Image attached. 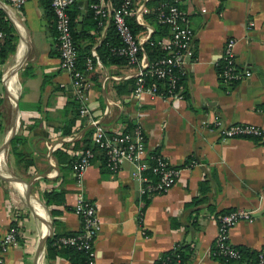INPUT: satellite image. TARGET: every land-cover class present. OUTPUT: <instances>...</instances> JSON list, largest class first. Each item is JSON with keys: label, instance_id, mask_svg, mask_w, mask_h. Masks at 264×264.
<instances>
[{"label": "crops", "instance_id": "crops-1", "mask_svg": "<svg viewBox=\"0 0 264 264\" xmlns=\"http://www.w3.org/2000/svg\"><path fill=\"white\" fill-rule=\"evenodd\" d=\"M147 1L133 0L145 21L137 33L143 42L147 27L155 29V22L144 18ZM175 1L194 33L193 57L184 66L189 98L176 102L144 93L134 99V69L101 62L92 70L99 75L89 77L86 94L91 116L107 132L136 125L148 151L158 150L171 166L193 160L167 192L149 196L144 211L143 184L133 175L131 161L121 160L112 171L95 157L80 177L69 163L84 149L92 125L80 114L73 119L68 106L72 82L60 68L50 30L53 26L56 34L54 17L49 20L43 0H30L20 12L0 2L16 45L20 41L16 62H0V237L10 226L17 230V244L0 253L2 264H32L45 228L36 198L51 215L52 234H62L82 228L73 210L80 196L96 207L95 264H154L180 241L191 243L188 264H222L210 249L219 213L229 209L250 213L230 228V243L264 257V139H223L219 129L232 123L264 128V0ZM76 3L85 12V1ZM107 27L96 33V44ZM228 39L236 42V64L251 74L226 91L216 66ZM72 119L71 132L63 134ZM15 136L20 156L11 146ZM52 191L63 193L62 204H46L45 194ZM52 209L58 212L51 214ZM39 264L70 262L46 257L44 248Z\"/></svg>", "mask_w": 264, "mask_h": 264}, {"label": "built area", "instance_id": "built-area-1", "mask_svg": "<svg viewBox=\"0 0 264 264\" xmlns=\"http://www.w3.org/2000/svg\"><path fill=\"white\" fill-rule=\"evenodd\" d=\"M30 0H0V2L20 12L21 8ZM76 1L89 0H49L50 7L54 16V24L56 30V40L59 47L60 68L68 72L73 93L79 103V114L88 117L89 122L94 127L93 143L99 148L105 150L107 155L106 166L112 171H116L120 161L123 159L131 161L135 170L133 175L143 184L141 191L143 193H165L175 183L177 177L181 173L182 168L171 166L168 161L159 153L155 155L152 171L159 175L157 183H150L149 178L144 174L149 168L148 151L144 137L139 127L133 131L117 132L108 136L105 127L95 118L92 117L86 104V94L91 86L88 73L94 70L96 66H100L94 48L92 49L93 57L87 58L85 67L80 70L76 66L77 52L71 34V22L68 15V7ZM90 7L95 13L100 15L102 25L112 24L116 33L122 41V46L118 49V53L127 57L128 66L134 69L131 76L135 79V88L132 97L140 99L144 93H149L162 98H170L173 101L180 102L183 97L180 91H174L177 78L173 69L176 68L181 74H184V66L186 59L191 60L193 57V30L188 25L185 12L174 4L163 3L157 8L156 21L169 26L170 34L158 40L157 44L162 50L166 51L164 57L149 62L145 53L139 54L143 50V41L137 34L133 33L126 21V14L133 8V0H91ZM135 19L139 24L145 21L141 13L135 12ZM152 32L151 27H147L145 31V41ZM5 33L1 27L0 16V49L3 44ZM144 41V42H145ZM235 41L228 39L222 48L220 59L224 61V68L220 77L224 81H241L250 76L249 70H243L237 67L235 59ZM95 47V46H94ZM149 68V69H148ZM151 75H155L158 79L167 78L169 80L168 95L163 96L157 92L155 85L145 86L143 83V75L145 70ZM220 125V122H216ZM220 135L223 139L233 138H254L264 139V128L249 123H232L222 126ZM77 159L74 161L73 170L80 177L90 165L93 158L91 149L79 151ZM193 163V162H192ZM193 166V164H192ZM191 167V166H189ZM185 166L183 168H189ZM75 213L82 219L83 233L77 236L60 237L57 242L67 246L76 248H84L88 252V264H95L93 240L99 231V222L96 216V207L94 203L87 201L80 196L75 203ZM250 213L243 209L233 210L224 214L219 218L217 223V233L214 239V248L218 254L227 255L231 258L238 259L239 253L232 247L228 240L230 228L240 219L249 218ZM17 244V230L10 226L5 234L0 237V253H3L11 246ZM168 260V259H167ZM162 261L167 264L165 259L157 257L154 264ZM3 263L2 255H0V264ZM264 264L262 253L259 254V263Z\"/></svg>", "mask_w": 264, "mask_h": 264}, {"label": "trees", "instance_id": "trees-1", "mask_svg": "<svg viewBox=\"0 0 264 264\" xmlns=\"http://www.w3.org/2000/svg\"><path fill=\"white\" fill-rule=\"evenodd\" d=\"M91 0L88 1V6L84 12V16L81 22V29H77L78 25V19L81 15L82 8L77 5L76 2L72 3L68 7V15L70 17L71 22V34L72 38L76 47L77 52V62L76 66L78 69L82 70L85 67V61L89 57H93L91 52L94 48L98 60L102 63L103 66L108 65H126L127 63V57L125 55L119 54L118 49L122 46V41L118 34L116 33L114 27L112 24H108V27L106 28V32L100 42L96 44V41L94 39L96 33L100 32L103 28L102 25V19L100 15L95 13V10L90 7ZM174 4L177 6V2L175 0H148L146 6L149 7V11L144 15V18L153 20L155 22V29L151 32L149 38L147 41L143 42V50L140 51V55L142 53H145L148 61L153 62L155 60H158L165 56L166 51L162 50L160 46L157 44L158 40L163 38L164 36H167L170 34V29L168 25L158 23L156 21V12L157 8L163 4ZM43 6L46 10V13L49 17V20H53V12L49 4V0H43ZM0 16H1V27L5 33V36L3 38V44L0 49V62L4 63L7 58L13 54L16 51V40L17 37L15 35V31L12 25L8 23V20L5 18L6 16L3 14V12L0 10ZM126 21L128 25L130 26L133 33L137 34L139 31L144 30V27L140 25L136 19H135V11L133 8H130L128 13L125 15ZM53 24V21H52ZM51 35L54 36V42L56 45V48L59 53V47L58 43L55 39L56 34L53 31V26H50ZM90 30L93 31V33H89ZM95 46V47H94ZM56 50V52H57ZM54 53V52H53ZM96 58L93 57V61H95ZM238 67V65H237ZM224 68V61L220 59L217 63L216 70L219 76L220 83L224 86V89L226 91L230 90L233 86H235L240 81H224L220 74H222ZM149 69V68H148ZM148 69L145 70V74L143 75V83L145 86H152L155 85L157 87V92L160 93L163 96L168 95L169 90V80L167 78L164 79H158L155 75H151L148 72ZM174 75L177 78V82L175 85L174 91H180L182 97L184 99L189 98V94L185 85V75L181 74L176 68L173 69ZM99 74H93L92 71L88 73L89 77H92L93 79L97 78ZM131 81H135L132 79ZM135 83V82H133ZM132 83V86L135 88V85ZM128 85L125 83L123 85V90L125 92H128ZM119 92V91H118ZM68 106L73 112V119L75 120L76 117L79 115V103L75 95L71 96L68 101ZM70 121V126H67V129H64L63 134L70 133V127L74 123V120ZM136 128V125H129L127 127V131L131 132ZM93 131L94 127L92 126L90 130L87 131L85 135L89 136V139L84 141V149H91L93 151V158L90 160V163L93 161L95 157H98L103 163V165H106L107 161V155L105 153V150L102 148H99L97 145L93 143ZM107 135H113L112 133L107 132ZM143 135V134H142ZM91 136V139H90ZM20 141V138L18 136H15L11 140V146L12 149H14V152L16 155L18 154L20 156V153L17 151L16 144ZM91 141V143H90ZM83 149V150H84ZM159 154L158 150H152L149 153L148 162H149V168H147L144 172V174L149 178L150 183L154 184L157 183L159 180V175L157 173H154L152 171V167L155 163L154 156ZM78 155H75L73 158L69 159V163L71 164V167L73 168L74 161L77 159ZM193 160L191 158H188L180 168H183L185 166H192ZM107 167V166H106ZM175 167V166H173ZM177 168V167H175ZM156 194L153 192L145 193L143 197V205H142V211H144L145 205L148 203L149 196ZM45 201L46 204H62L63 203V193L58 191H52L45 194ZM90 202V201H89ZM74 210V209H73ZM234 209H229L225 211H221L219 213L217 223L219 221V218L223 216L226 213H229L230 211H233ZM58 211L55 209L51 210V214H56ZM81 221V227H82V219L79 217ZM83 233V229L75 232V231H66L62 234H52L46 241L45 244V255L48 258H55V257H64L69 260L70 264H88L89 256L88 252L84 248H76L72 246H67L62 243L57 242V240L60 237H67V236H77L79 234ZM234 249H236L239 253V258L234 259L227 255L218 254L215 251L214 244H212V247L210 249L211 256L220 261L222 264H232L234 262H246V263H252V264H258L259 263V254L260 251H255L250 248L244 247V246H236L232 245ZM191 252V243L186 241H180L178 242L172 249L166 250L163 253L160 254L161 260L165 259L167 261V264H188V260L190 257ZM168 259V260H167ZM157 264H162V261H160Z\"/></svg>", "mask_w": 264, "mask_h": 264}, {"label": "water", "instance_id": "water-1", "mask_svg": "<svg viewBox=\"0 0 264 264\" xmlns=\"http://www.w3.org/2000/svg\"><path fill=\"white\" fill-rule=\"evenodd\" d=\"M87 6H88V1H85L84 8H87ZM83 16H84V10L81 11V15L78 19L77 29H81V22H82ZM49 34L50 33L47 31V35H49ZM24 60L25 59H24V54H23V59L21 61V65L24 63ZM69 89H71V87H69ZM26 196L32 197V195L30 194V191L28 189H26ZM36 201L42 205V207L44 208V211L46 213V219H45V226L46 227H45V230L42 234V237H41V239H40V241L36 247V251L34 254L32 264H39L40 263V260H41V257H42V254H43V251L45 248L46 241L52 235V231H53L51 215H50L46 205L44 203H42V201L40 199L36 198Z\"/></svg>", "mask_w": 264, "mask_h": 264}, {"label": "rangeland", "instance_id": "rangeland-1", "mask_svg": "<svg viewBox=\"0 0 264 264\" xmlns=\"http://www.w3.org/2000/svg\"><path fill=\"white\" fill-rule=\"evenodd\" d=\"M19 43H20V41L18 42V45H17V48L16 49H18ZM15 52H17V50ZM14 55H16V53L9 56V58L6 60V62H7L6 65H10V63H11L12 60H13V62H16L15 61L16 56H14Z\"/></svg>", "mask_w": 264, "mask_h": 264}, {"label": "bare ground", "instance_id": "bare-ground-1", "mask_svg": "<svg viewBox=\"0 0 264 264\" xmlns=\"http://www.w3.org/2000/svg\"><path fill=\"white\" fill-rule=\"evenodd\" d=\"M37 204H39V203H37ZM39 207H40V209H41V214H42L43 218L46 219V213H45V211H44V208L42 207L41 204H39ZM45 227H46V226H45ZM44 230H45V228H44Z\"/></svg>", "mask_w": 264, "mask_h": 264}]
</instances>
